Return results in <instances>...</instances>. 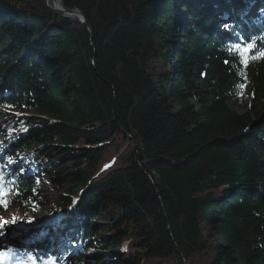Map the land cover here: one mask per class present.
Returning <instances> with one entry per match:
<instances>
[{"label": "trees", "instance_id": "16d2710c", "mask_svg": "<svg viewBox=\"0 0 264 264\" xmlns=\"http://www.w3.org/2000/svg\"><path fill=\"white\" fill-rule=\"evenodd\" d=\"M46 1L0 0V108L33 114L0 147V213L35 201L39 174L8 163L41 148L58 205L77 213L68 259L43 264H87L92 249L95 264H264V19L242 18L251 0H61L85 23Z\"/></svg>", "mask_w": 264, "mask_h": 264}, {"label": "rangeland", "instance_id": "374dc122", "mask_svg": "<svg viewBox=\"0 0 264 264\" xmlns=\"http://www.w3.org/2000/svg\"><path fill=\"white\" fill-rule=\"evenodd\" d=\"M54 3V0H50V3L49 0L46 1V5L52 7L55 6ZM183 15H185V13H183ZM247 16L253 18L254 21H258L263 17V13L255 7ZM251 105L252 95L249 92V85L244 87L239 100L236 103L230 104L231 108L238 113H244ZM24 115L33 117L32 113L24 114L18 109L6 110L0 108V147L5 148L8 141L14 140L20 134L26 132V129L21 127H18L17 130L14 129L19 125L18 119ZM40 149L41 148L32 149L26 154L18 153L16 157L12 158L8 163L12 167L17 168L22 175L25 173L34 176L39 174L37 178L38 189L35 201L29 207L16 205L14 208L4 210L0 214V222L3 223V227L0 229V258H5L8 264H24L23 262H19V257L17 253H15V249L24 252V256L22 257H30V253H35L38 259L50 253L60 254L63 247L68 246L67 235L63 232L60 234V231L54 232L55 234L52 236H50V234L48 235V226L51 224L55 225L56 223L54 224V222H57V219L50 222V218L58 214H69L71 218H74L73 220H76L75 216H77V213H75L73 209H69V211L65 213L63 212V208L58 205L63 193L58 192L54 186L49 183V174L47 172L45 160L43 158L38 159L40 156ZM64 218H66V216H64ZM70 226L73 228L77 225L74 222V224ZM55 229H58L57 225H55L54 230ZM95 236L98 239H103L105 237L104 230L101 228L96 229ZM40 239L43 241H40ZM60 242L61 246L57 249ZM120 252L121 250H114L111 253ZM103 254L104 252H98V249L88 250L85 253V261L87 264H95Z\"/></svg>", "mask_w": 264, "mask_h": 264}, {"label": "water", "instance_id": "95a60500", "mask_svg": "<svg viewBox=\"0 0 264 264\" xmlns=\"http://www.w3.org/2000/svg\"><path fill=\"white\" fill-rule=\"evenodd\" d=\"M59 3H60V7H57L56 5L54 6V9L55 10H58L64 14H75V16L82 22V23H85V19H84V16H83V13L79 10V9H74V8H71V9H65L63 7V4L61 2V0H59Z\"/></svg>", "mask_w": 264, "mask_h": 264}, {"label": "bare ground", "instance_id": "6f19581e", "mask_svg": "<svg viewBox=\"0 0 264 264\" xmlns=\"http://www.w3.org/2000/svg\"><path fill=\"white\" fill-rule=\"evenodd\" d=\"M54 1H55L54 4H55L57 7H60L59 0H54ZM66 15H67V16H75V14H73V13H72V14H66ZM63 210H64V209H63ZM56 219L58 220L59 218H56ZM54 220H55V219H54ZM52 221H53V220H50V222H52ZM50 222H49V223H50ZM55 223H56V224H55ZM54 224L57 225V222H54ZM55 225H52V224H51L50 226H53V227H54ZM58 229H60V228L58 227ZM60 234H61V231H60ZM60 234H59V235H60ZM40 241H43V240L40 239ZM57 244H58V243H57ZM60 246H61V242H60V244L58 245L57 249H59Z\"/></svg>", "mask_w": 264, "mask_h": 264}, {"label": "snow or ice", "instance_id": "6c2138e0", "mask_svg": "<svg viewBox=\"0 0 264 264\" xmlns=\"http://www.w3.org/2000/svg\"><path fill=\"white\" fill-rule=\"evenodd\" d=\"M248 47H249V48H251V47H252V45H248ZM105 167H107V165H106ZM0 203H3V201H0ZM2 227H3V223H2V222H0V229H2Z\"/></svg>", "mask_w": 264, "mask_h": 264}]
</instances>
